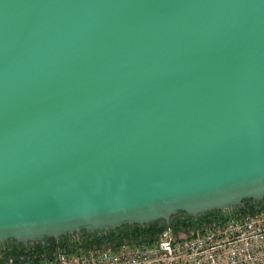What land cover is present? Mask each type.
<instances>
[{
	"label": "water",
	"instance_id": "1",
	"mask_svg": "<svg viewBox=\"0 0 264 264\" xmlns=\"http://www.w3.org/2000/svg\"><path fill=\"white\" fill-rule=\"evenodd\" d=\"M264 199V0H0V245Z\"/></svg>",
	"mask_w": 264,
	"mask_h": 264
},
{
	"label": "built area",
	"instance_id": "2",
	"mask_svg": "<svg viewBox=\"0 0 264 264\" xmlns=\"http://www.w3.org/2000/svg\"><path fill=\"white\" fill-rule=\"evenodd\" d=\"M0 264H264V200L192 218L182 227L50 247L17 244Z\"/></svg>",
	"mask_w": 264,
	"mask_h": 264
},
{
	"label": "trees",
	"instance_id": "3",
	"mask_svg": "<svg viewBox=\"0 0 264 264\" xmlns=\"http://www.w3.org/2000/svg\"><path fill=\"white\" fill-rule=\"evenodd\" d=\"M264 200V199H263ZM250 200H245V201H243L242 202V204L240 205V206H242V205H244V204H246L247 202H249ZM214 212H216V211H211V212H208V213H203V214H200V215H198V216H201V215H209V214H212V213H214ZM179 214H183L186 218H192L191 216H189V215H187V214H185V213H179ZM178 215V214H177ZM174 216H176V215H174ZM197 216V217H198ZM159 222H162V223H164V225H162V226H158V223ZM166 224H165V222L163 221V220H160V221H155V222H152V223H149V224H144V225H125V226H121V227H119V228H123V227H131V228H133L132 229V231H136V230H138V229H140V231L141 230H147V231H156V230H158V229H161V228H163L164 226H165ZM119 228H117L115 231H103V232H97V233H92V234H90V233H87V232H85V231H82L80 234H78V235H76V234H74V235H66V236H62V237H60L58 240H55V239H45V240H43L42 242H45L44 244H47V245H49L50 247H55V246H62L65 242H60V240L61 239H66V241H67V238L69 237V236H75V237H78V238H81V237H91V239H96V240H98V239H101V238H103V236L102 237H100L98 234H101V233H106L107 234V236L106 237H110V236H112V235H114V233L119 229ZM123 234H126V232H123V233H121V235H123ZM84 239L83 238V240L84 241H88V239ZM3 244H10V245H12L13 247H15L17 244L16 243H14V242H6V243H3ZM42 243H40V242H36V245H41ZM1 246V245H0Z\"/></svg>",
	"mask_w": 264,
	"mask_h": 264
},
{
	"label": "rangeland",
	"instance_id": "4",
	"mask_svg": "<svg viewBox=\"0 0 264 264\" xmlns=\"http://www.w3.org/2000/svg\"><path fill=\"white\" fill-rule=\"evenodd\" d=\"M206 216V215H205ZM204 215H201V216H198L197 218H203L205 217ZM191 219L192 218H186L183 214H178L176 216H173L171 219H170V224L171 225H174L175 227H182V226H185L187 223H190L191 222ZM164 225V223L162 222H159L158 223V226H162ZM133 228L131 227H123V228H119L115 233L114 235H116L117 237L118 236H122L121 233L123 232H126V233H129L130 231H132ZM140 230V229H139ZM142 232H147V230H141ZM100 237H106L107 234L106 233H101V234H98ZM124 235V234H123ZM83 238L86 239L87 237H81V238H78V237H75V236H69L67 238V241L66 239H61L60 242H65L63 245H67L69 243H76L77 241H80L82 240L83 241ZM91 237H88L87 239H89ZM40 243H45V242H40ZM13 248L12 245L10 244H2L0 246V251L1 250H9Z\"/></svg>",
	"mask_w": 264,
	"mask_h": 264
}]
</instances>
